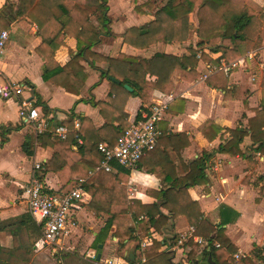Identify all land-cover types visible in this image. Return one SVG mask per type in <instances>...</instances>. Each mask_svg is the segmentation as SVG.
I'll return each instance as SVG.
<instances>
[{"label": "crops", "instance_id": "1", "mask_svg": "<svg viewBox=\"0 0 264 264\" xmlns=\"http://www.w3.org/2000/svg\"><path fill=\"white\" fill-rule=\"evenodd\" d=\"M97 1L87 0L86 3L91 5L81 4V7L87 9L86 18L89 24L99 32L100 41L91 47L96 54L105 58L124 55L148 59L155 53L176 56L188 55L191 50L196 53L195 77L182 76L180 70H175L170 77L172 88L169 104L182 99L183 103L172 105L175 111L180 108L182 111L165 112L158 124L172 134L184 133L189 142L179 153L173 150L169 153L177 177L184 176L185 166L199 157L203 151H213L228 141L230 133L225 130L226 128L250 131L249 121L254 120L257 112H260L256 129L259 130L263 125L264 131V33L257 48L230 61L221 53L211 52L205 45H198L199 38L194 28L190 29L188 37L182 41H156L147 47H139L126 42L124 34L132 27H141L152 21L156 11L167 0H108L106 16L113 36L105 35V29L99 20L101 12L94 6ZM253 1L260 6L264 5L262 0ZM15 3L17 0H0V28L9 31L0 64L2 79L28 84L31 90L25 92L24 97L32 105L41 102L47 106L49 109L47 114L43 113L41 107H36L43 115L50 117L53 123L64 124L72 115V123L74 118H79L84 136L92 137L94 134L105 136L106 139L100 143L110 145L108 140L113 138L105 128L107 122L105 116H120L129 124L139 109L146 104L137 96L128 97L125 103L117 107H113L107 101L108 95H113L114 92L111 90V80L108 77L101 78L100 71L96 69L108 68L109 63L102 59L89 58L93 63L79 61L78 65L83 68L85 81L77 93L67 91L61 86V82L72 80L71 75L74 74L72 68L44 80L43 72L46 59L50 55V47L43 43L37 25L27 16H13L7 6ZM193 24L196 25V19ZM12 35L14 38L17 37V42L10 41ZM132 39L135 41L133 37ZM62 42L63 44L53 52V61L60 66L67 64L77 52V39L73 33L64 32ZM233 62H236L237 66L232 67L227 74L215 70L219 66L230 65ZM53 66L50 64V67ZM146 79L154 80V77L147 76ZM90 93L95 102L105 104L102 109L99 104L93 105L89 102ZM159 95L165 94L154 90L152 97ZM208 121L221 128L212 141L207 140L201 131L202 126ZM118 123L116 120L113 124ZM31 134L33 152L31 156H27L22 150V144ZM50 139L53 140L51 137ZM239 147L241 153L235 156L216 152L205 169L207 182L188 187L187 193L198 203L202 220H205L207 226L223 228L224 236L236 248L233 254L235 260L248 257L249 261L246 264H264V150L262 152L258 150L259 143L253 142L250 133L244 137ZM72 149L73 151L58 149L59 157L66 159L67 162L74 161L78 156L74 152V145ZM54 153L55 150L51 146L41 145L31 128L23 125L18 116V99L0 98V264L20 262L26 264L33 238L29 229L32 228L33 232H36L34 229L36 227L41 238L39 228L28 214L21 187L29 178L33 163H46ZM143 168L131 171L125 182V191L128 198H137L144 204H151L157 200L146 193L147 189L160 190L169 184L164 180L163 174L149 173ZM62 172H65L64 176L69 173L68 170ZM110 172L97 171L93 174L94 180L104 182ZM41 175L50 189L59 193L65 192L55 172L43 171ZM86 177L88 178L72 175L73 180L77 182L75 185L80 178ZM84 193L83 200L77 203V208L73 212V224L69 225V233L84 225L91 231L88 241L94 245L99 238L104 220L84 207L91 199L87 192ZM160 210L166 215L169 214L163 207H160ZM26 217L30 226L26 225ZM139 219L145 222L147 229L136 228L133 235L137 237L130 239L129 236L116 237L113 235L115 228H112L104 238H101L103 241L98 244L99 250L88 251H94L96 256L100 253L99 260H89L91 264H106L107 260L116 263L131 262L128 259L129 253L131 252L136 259L147 246L151 245L152 240L165 241L160 250L169 251L166 244L193 226L184 216H178L169 217L165 226L155 230L147 217L140 216ZM68 234L62 238L60 246L53 247L62 248ZM211 236H216V233H211ZM203 239L207 241L206 238ZM110 240L114 243L113 248L109 245ZM189 240L190 244L172 250V263L211 264L202 255L206 243L201 245L197 243L198 248L194 256H189L193 247L191 243H195L194 240ZM39 248L48 247L42 248L39 243Z\"/></svg>", "mask_w": 264, "mask_h": 264}, {"label": "trees", "instance_id": "2", "mask_svg": "<svg viewBox=\"0 0 264 264\" xmlns=\"http://www.w3.org/2000/svg\"><path fill=\"white\" fill-rule=\"evenodd\" d=\"M87 0H17V3L7 7L15 17L27 16L38 27L39 35L43 38V43L50 47L49 58L46 59L43 79H49L68 68H72L74 74L72 80L67 79L61 82V86L67 91L77 93L83 86L85 74L83 68L78 65L79 61L106 60L109 66L106 70L98 69L101 78L111 76L118 82L110 81L114 96L109 94L107 101L117 107L125 103L130 96H137L143 104H149L153 91H159L165 95L170 94L172 83L170 77L175 70H180L182 76L195 77L194 70L196 64V53L191 50L188 55L176 56L165 53H155L148 59L140 57H128L119 55L117 58H105L91 50V47L100 41L99 32L89 24L86 15L87 9L81 4ZM135 1V0H132ZM264 2V0H262ZM97 11L101 12L99 20L105 29V35H114L109 30V20L106 16L108 10V0H98L94 4ZM196 19V25L193 21ZM194 28L199 38L198 45H205L211 52L221 53L228 61L242 57L261 44L264 33V5L260 6L253 0H167L156 11L154 19L141 27H132L124 34V40L139 47H147L156 41H182L188 37L189 31ZM46 31L50 33L47 34ZM73 33L77 39V52L72 55L69 62L64 66L57 65L53 61V52L62 42L63 33ZM132 37L135 39L133 41ZM53 64V67H50ZM77 68V69H76ZM76 70V71H74ZM154 77V80H147L146 77ZM68 77V76H67ZM127 84L131 91L124 87ZM89 102L93 105L99 104L101 109L105 105L103 102H95L90 93ZM183 103L182 99H177L168 104L165 112L178 113L182 108L175 111L174 104ZM35 106L41 107L44 114L49 112L47 106L41 102H36ZM143 105L136 117L140 116ZM164 112V113H165ZM260 112L257 117L249 121L250 131L242 128L225 129L230 133V139L220 144L213 151H203L196 159L185 166L186 174L177 177L175 165L170 159L171 150L179 153L188 145L187 137L184 133L172 134L167 132L164 126L159 127L160 136L156 147L144 155L137 163L136 170L143 168L149 173L163 174L168 186L160 190L147 189V194L154 197L157 202L144 204L137 198H128L125 191V182L131 171L124 167L113 164V170L104 182L94 180V175L86 179L82 184L83 191L87 192L91 199L84 207L104 220V225L99 232L94 244L99 250L98 244L102 243L108 232L115 228L113 235L118 238L129 236L134 239L133 233L140 227L145 230L146 224L140 216L148 218L149 224L159 230L165 226L169 217L184 216L195 228V234L206 238V245L202 250V255L211 264H246L248 257L235 260L233 254L236 248L223 234V228L207 226L202 220V212L198 203L191 199L187 193L188 187L203 185L207 182L205 169L211 157L216 153L228 155H239L241 153L240 143L244 137L250 133L253 142L259 143L258 150H264V131L262 126L256 129ZM105 116V128L112 134V140H108L110 145H114L117 138L127 128L128 123L120 116ZM118 120V125L114 121ZM162 120V119H161ZM160 120V121H161ZM159 121V122H160ZM72 128V115L65 123ZM18 127H15L17 129ZM221 128L212 122H206L201 131L205 138L212 141ZM98 133V132H97ZM100 134V133H98ZM77 137H81L82 143L77 142ZM41 145L48 144L55 153L46 163H43L42 172H55L65 191L71 189L77 182L74 176H88L103 159V155L97 149L98 144L105 140V136L86 137L82 134V127L70 131L65 140L50 139V135H39ZM78 158L67 162L58 155L59 151L72 150ZM163 146V148H161ZM59 149V151H58ZM22 150L27 156L33 152V134L29 135L22 144ZM64 170L69 173L64 176ZM160 207L169 211L166 215L161 212ZM226 223L223 222V224ZM147 229V228H146ZM215 232L213 238L211 233ZM146 235V234H145ZM188 241V240H187ZM183 244H190V240ZM192 241V240H191ZM165 241L152 240L150 246L144 250L146 258L145 264H173L171 259L173 251H161L160 247ZM217 242L219 246H215ZM193 245L189 256H194L198 244ZM124 245V244H123Z\"/></svg>", "mask_w": 264, "mask_h": 264}, {"label": "built area", "instance_id": "3", "mask_svg": "<svg viewBox=\"0 0 264 264\" xmlns=\"http://www.w3.org/2000/svg\"><path fill=\"white\" fill-rule=\"evenodd\" d=\"M9 38V31L0 28V64L5 50L6 42ZM237 66L236 62L230 65H223L215 70L229 73L232 67ZM0 67V98L18 99V116L23 125L31 128L36 136L49 134L53 139L65 140L70 131L79 129V118L73 119L70 129L64 124L53 123L51 118L41 113L38 107L32 105L24 97V93L31 90L30 86L24 82L5 80ZM171 99V95L153 96L142 109L139 117H134L124 132L117 138L114 145L99 143L97 149L103 155V159L95 170L90 171L88 177L97 171L110 172L113 164H118L125 169L134 171L138 161L152 151L158 142L160 130L159 121L163 118L165 109ZM77 142L82 143L81 137H77ZM43 166L40 162H34L29 178L22 185V193L26 201L28 214L32 221L40 230L41 247L60 246L62 238L69 233V225L73 224V212L77 208V203L83 200L84 191L82 184L87 179L80 178L78 184L65 192H56L50 189L42 178ZM215 237V236H214ZM213 237V238H214ZM192 239L198 244H205L206 240L195 234L194 226H190L185 232L179 233L169 243L166 249L172 251L176 247ZM145 243L142 244L144 247ZM217 247L219 244L214 242ZM86 257L95 261L94 251L86 253ZM144 252H141L136 259L131 262L116 263L107 260L106 264H145Z\"/></svg>", "mask_w": 264, "mask_h": 264}, {"label": "rangeland", "instance_id": "4", "mask_svg": "<svg viewBox=\"0 0 264 264\" xmlns=\"http://www.w3.org/2000/svg\"><path fill=\"white\" fill-rule=\"evenodd\" d=\"M13 36L14 35L10 37V41L16 40L17 42L18 40L17 37L14 38ZM15 63L19 64V62H15ZM25 221H26V225L30 226L28 223L29 219L27 217ZM34 229L36 230V232H33L32 228L31 230L29 229L30 236H33V238L31 241L30 256L29 258L28 257L26 258V262H25L26 264H91L90 261H93L86 257V253H88L89 250L96 251V248L94 247L93 243L91 242L89 243L88 241V237L90 236V232H91L88 229V227L83 225L80 226V229L78 230L73 229L68 234V236L65 237L62 243V248L48 247L44 249L39 248V243H40L39 232L36 227H34ZM113 244H114L113 241L110 240L109 245L112 248H113ZM111 247L110 249L112 250ZM20 264H23V262H20Z\"/></svg>", "mask_w": 264, "mask_h": 264}, {"label": "water", "instance_id": "5", "mask_svg": "<svg viewBox=\"0 0 264 264\" xmlns=\"http://www.w3.org/2000/svg\"><path fill=\"white\" fill-rule=\"evenodd\" d=\"M108 78H109V80H111V81L118 82L115 78H113V77H111V76H108ZM124 87L127 88L128 90H131V88H130L127 84H125ZM99 258H100V253H98L97 256H96V259H97V260H99ZM128 259H129L130 261H133V259H134L133 254H132L131 252L129 253V257H128Z\"/></svg>", "mask_w": 264, "mask_h": 264}]
</instances>
